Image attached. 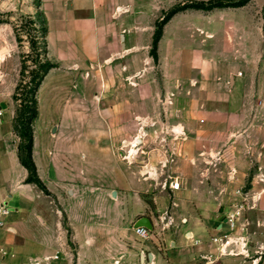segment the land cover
<instances>
[{
    "label": "rangeland",
    "instance_id": "374dc122",
    "mask_svg": "<svg viewBox=\"0 0 264 264\" xmlns=\"http://www.w3.org/2000/svg\"><path fill=\"white\" fill-rule=\"evenodd\" d=\"M197 1L207 0L137 5L133 56H115L113 64H100L101 58L94 61L92 56L86 66L81 54L61 53L63 24L55 20L57 11L48 14L53 4L60 10V0H0V107L14 131L24 94L37 73L42 79L35 91L32 134L35 129L42 136L48 132L58 158L70 153L64 169L72 180L81 173L87 189L131 188L147 202L161 191L171 192L176 179L179 190L211 191V236L229 234V249L241 251L232 256L242 255L249 263L260 256L261 262L264 249L255 251L247 220L255 197L242 198L253 192L256 173L264 182V33L256 38L257 45L248 37L235 45L244 56L231 43L244 31L254 34L256 26L264 28V0H249L239 8L174 13L163 27L154 60L149 54L154 22L174 6ZM46 62L54 67L40 69ZM207 64L214 65L212 71L200 73L205 70L199 65ZM130 72L133 104L126 99ZM236 79L243 87L232 88ZM173 84L183 86L176 92ZM240 205L234 230L217 231L216 224ZM195 213L207 216L201 206Z\"/></svg>",
    "mask_w": 264,
    "mask_h": 264
},
{
    "label": "crops",
    "instance_id": "0c3cea01",
    "mask_svg": "<svg viewBox=\"0 0 264 264\" xmlns=\"http://www.w3.org/2000/svg\"><path fill=\"white\" fill-rule=\"evenodd\" d=\"M60 1V10L53 4L50 10L48 6V14L57 11L55 20L63 24L59 45L62 44L65 52L61 53L81 54L88 66L93 62L92 56L94 61L101 58L97 61L100 64L105 61L113 64V57L119 55L133 56L136 6L148 7L162 0H154L156 3L151 0ZM262 27L256 26L253 35L244 31L231 45L235 46L244 37L257 45L256 38L263 37ZM75 46L79 51L74 50ZM239 50L235 46L234 52L244 56V51ZM254 55L256 50L251 56ZM126 61L128 66V57ZM116 62L120 64L124 60L116 59ZM199 66L205 70L200 73H210L209 67H214L213 64ZM126 76L132 80L126 83V99L133 104L134 74L130 72ZM173 85L176 92L183 86ZM231 86L243 87L237 79ZM19 141L3 113L0 120V264H250L242 255L219 252L220 256L214 257L220 250L211 241L214 220L209 212L215 199L211 191L171 189V192L157 193L147 202L131 188L87 189L81 185L86 182L81 173L72 180L70 172L64 169L70 162V153H65L63 159L58 158L48 132L42 136L35 129L32 159L39 178L51 193L47 195L36 184L25 181L28 172L18 158ZM256 163L263 166L261 159H256ZM259 177L256 173L253 192L242 198L246 200L252 194L255 197L247 217L248 224H252L255 251L264 249V182ZM198 206L206 210L208 217L200 218L195 213ZM179 215L185 217L178 219ZM141 216L148 217L153 226L148 238H141L134 227ZM225 219L216 224L217 231H229ZM260 264H264V257Z\"/></svg>",
    "mask_w": 264,
    "mask_h": 264
},
{
    "label": "trees",
    "instance_id": "16d2710c",
    "mask_svg": "<svg viewBox=\"0 0 264 264\" xmlns=\"http://www.w3.org/2000/svg\"><path fill=\"white\" fill-rule=\"evenodd\" d=\"M248 1L249 0H207L174 6L163 17L157 19L154 22L149 54L154 60H157V47L163 34V27L174 13L185 10L187 8L210 11L215 8L238 7L245 5ZM43 32H46L45 27H43ZM51 67H54V64L50 62L39 64V68H43L45 71H47ZM41 79L42 78H38L37 73L31 77V81L34 82V85L32 88L30 87V90L26 91L25 94L27 95V93L31 91L32 95L30 96V99H27V96L24 94L23 99L25 102L22 104V109L15 121L16 123L14 125V131L20 139L18 144V158L20 160V163L27 169L28 172L25 181L36 184L45 194L50 195L51 193L39 178L36 170V165L32 159L33 134L31 123L37 117V99L35 97V91L37 90ZM13 98L15 99L14 95ZM29 102L32 104V106L28 104Z\"/></svg>",
    "mask_w": 264,
    "mask_h": 264
},
{
    "label": "built area",
    "instance_id": "2783aa9c",
    "mask_svg": "<svg viewBox=\"0 0 264 264\" xmlns=\"http://www.w3.org/2000/svg\"><path fill=\"white\" fill-rule=\"evenodd\" d=\"M3 109L0 107V120L3 117ZM180 187V183L177 180H174L171 182L170 184V188L171 189H178ZM243 208V205L238 206L237 208H235L234 210L230 211L229 214L226 215V223L229 224V232H232V230H234V228L238 225L237 223V219L241 213V210ZM237 222V223H236ZM241 229V228H240ZM137 234L141 237V238H148L149 236V230L144 228V227H136L135 228ZM212 243H217L219 244V249L221 251V254H237V253H241V251H237L235 252L233 249H229V246L231 245V237L229 236V234H224L222 236H213L211 238ZM259 253V252H258ZM54 258L57 257V255L53 256ZM259 257L254 256L250 262V264H260L259 262Z\"/></svg>",
    "mask_w": 264,
    "mask_h": 264
},
{
    "label": "water",
    "instance_id": "95a60500",
    "mask_svg": "<svg viewBox=\"0 0 264 264\" xmlns=\"http://www.w3.org/2000/svg\"><path fill=\"white\" fill-rule=\"evenodd\" d=\"M226 221V219H225ZM134 227H144L146 229H148L149 231L153 230V226L152 223L150 222L149 218L146 216H141L140 218H138L134 224Z\"/></svg>",
    "mask_w": 264,
    "mask_h": 264
}]
</instances>
